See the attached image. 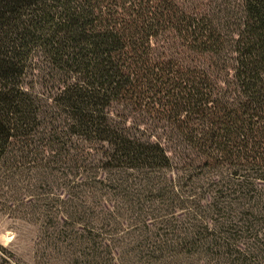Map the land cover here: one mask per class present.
I'll return each instance as SVG.
<instances>
[{"label":"trees","instance_id":"16d2710c","mask_svg":"<svg viewBox=\"0 0 264 264\" xmlns=\"http://www.w3.org/2000/svg\"><path fill=\"white\" fill-rule=\"evenodd\" d=\"M185 2L0 0V213L35 264H264V0Z\"/></svg>","mask_w":264,"mask_h":264},{"label":"rangeland","instance_id":"374dc122","mask_svg":"<svg viewBox=\"0 0 264 264\" xmlns=\"http://www.w3.org/2000/svg\"><path fill=\"white\" fill-rule=\"evenodd\" d=\"M180 1L185 2V0ZM152 45L154 55L156 56H173L185 63H195L204 66L207 64V60L204 56L189 53L180 42L169 33H162L153 38ZM110 110L114 114H121L120 119L124 120L125 124L131 127L130 131L137 134L143 133L144 135L147 133L146 131H149V120L146 119L147 117L145 115L142 116L140 113L126 106H121L120 104L111 105ZM151 132L156 136H161L160 129L158 128ZM161 138L163 137L161 136ZM163 141L172 158H174L176 152H174L167 140ZM35 233L36 226L34 224L0 213V243L9 248L21 264H35L33 256Z\"/></svg>","mask_w":264,"mask_h":264}]
</instances>
